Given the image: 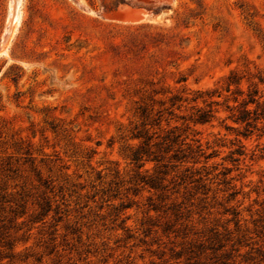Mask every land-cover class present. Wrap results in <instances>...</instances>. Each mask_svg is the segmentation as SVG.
I'll return each mask as SVG.
<instances>
[{"label": "rangeland", "instance_id": "obj_1", "mask_svg": "<svg viewBox=\"0 0 264 264\" xmlns=\"http://www.w3.org/2000/svg\"><path fill=\"white\" fill-rule=\"evenodd\" d=\"M17 2L0 53V264H264V0ZM255 91L244 137L229 109ZM171 130L169 150L153 146ZM137 131L162 162L130 161Z\"/></svg>", "mask_w": 264, "mask_h": 264}, {"label": "trees", "instance_id": "obj_2", "mask_svg": "<svg viewBox=\"0 0 264 264\" xmlns=\"http://www.w3.org/2000/svg\"><path fill=\"white\" fill-rule=\"evenodd\" d=\"M155 14L159 13L160 10L159 9H155L153 10ZM233 76L228 77V84L226 86V92H230V87L235 84V85H239V82H235V81H231L230 79H232ZM241 94V91H238ZM197 93H199V95L197 97H195L193 99L194 103H197L198 100H202V95L203 92H199L197 91ZM257 94V91L253 92L252 94H248L247 99L244 100L242 103H240L239 108H236V106H233L232 108H228L230 110V112H232L230 119L235 122L236 124H241L244 125L245 127V135L244 137L250 135L252 133V130L255 129L257 127V124L260 120V114H256L257 110H258V103L257 100L255 98ZM206 96H208V98H212L214 95H209V92H206ZM219 98V95L217 96ZM234 103L236 102L237 99H234ZM213 103V102H211ZM249 105H255L256 109L253 110L251 112V110L248 108ZM195 109V113H196V117L193 119V123L194 124H206L210 121V119L213 117L211 111H204L202 108L198 107V106H194ZM252 114V117H251ZM141 115L144 116L145 115V111L142 109L141 110ZM176 129V127L173 128V131ZM172 130L169 131L168 135L163 137V142L162 143H155L153 144L154 147H157L159 145H168L167 148L165 150H169L171 145H169V143L174 144L178 138V136H173V132ZM158 138V137H156ZM132 139L133 140H143V146H138L135 150L132 151L131 155H130V161L132 163H134L135 165H137L136 167L138 169H141L144 167V162H143V157L144 156H149V155H153V158L151 161L156 162V163H160L163 160V157H161V155H159L161 152L158 150L157 153L155 152H151L150 150L151 148H149L148 150L145 149L146 147H148V142H150L151 137H145V134H142L140 131H137L135 134L132 135ZM199 148V146H198ZM195 153H199L200 156H203L204 153L202 152L201 149H198ZM235 154L237 156H241L242 154L240 153L239 150L235 151ZM210 157H206L205 159H209ZM173 160H177L176 159V155L172 156ZM235 161V160H233ZM164 167H166V165H164ZM175 168V166L173 167ZM145 173H147V171H145ZM144 183V182H143ZM145 186H148L151 189H156L157 187L155 186L154 182L151 181H146L144 183Z\"/></svg>", "mask_w": 264, "mask_h": 264}, {"label": "bare ground", "instance_id": "obj_3", "mask_svg": "<svg viewBox=\"0 0 264 264\" xmlns=\"http://www.w3.org/2000/svg\"><path fill=\"white\" fill-rule=\"evenodd\" d=\"M17 5L18 2L17 0H11V5H10V10H9V20L7 23V29H6V33L5 36L3 37L1 44H0V53L3 51L5 44L8 42L14 28L18 25L19 23V13L17 11ZM136 16V15H135ZM133 17H127L123 19L124 23H131L134 21L135 18ZM122 19V18H121ZM136 21V19H135ZM137 22V21H136ZM135 23V22H133ZM4 53V52H2Z\"/></svg>", "mask_w": 264, "mask_h": 264}, {"label": "water", "instance_id": "obj_4", "mask_svg": "<svg viewBox=\"0 0 264 264\" xmlns=\"http://www.w3.org/2000/svg\"><path fill=\"white\" fill-rule=\"evenodd\" d=\"M115 16H116V18H122V15L120 13H118V12L116 13Z\"/></svg>", "mask_w": 264, "mask_h": 264}]
</instances>
